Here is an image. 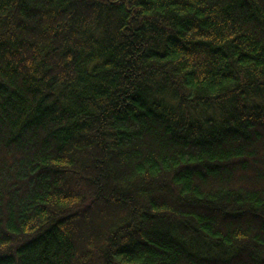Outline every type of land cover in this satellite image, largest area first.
I'll use <instances>...</instances> for the list:
<instances>
[{
  "label": "trees",
  "instance_id": "obj_1",
  "mask_svg": "<svg viewBox=\"0 0 264 264\" xmlns=\"http://www.w3.org/2000/svg\"><path fill=\"white\" fill-rule=\"evenodd\" d=\"M0 264H264V0H0Z\"/></svg>",
  "mask_w": 264,
  "mask_h": 264
}]
</instances>
